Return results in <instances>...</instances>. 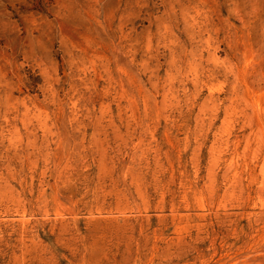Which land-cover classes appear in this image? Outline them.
<instances>
[{
	"label": "rangeland",
	"instance_id": "1",
	"mask_svg": "<svg viewBox=\"0 0 264 264\" xmlns=\"http://www.w3.org/2000/svg\"><path fill=\"white\" fill-rule=\"evenodd\" d=\"M0 264H264V0H0Z\"/></svg>",
	"mask_w": 264,
	"mask_h": 264
}]
</instances>
